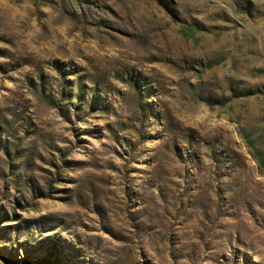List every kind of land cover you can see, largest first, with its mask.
Masks as SVG:
<instances>
[{
  "label": "rangeland",
  "instance_id": "rangeland-1",
  "mask_svg": "<svg viewBox=\"0 0 264 264\" xmlns=\"http://www.w3.org/2000/svg\"><path fill=\"white\" fill-rule=\"evenodd\" d=\"M0 253L264 264V0H0Z\"/></svg>",
  "mask_w": 264,
  "mask_h": 264
},
{
  "label": "trees",
  "instance_id": "trees-1",
  "mask_svg": "<svg viewBox=\"0 0 264 264\" xmlns=\"http://www.w3.org/2000/svg\"><path fill=\"white\" fill-rule=\"evenodd\" d=\"M257 159L260 161V163L262 164V160L260 159V152L258 153ZM0 257L4 260L5 264H20L19 262L15 261L14 259L0 253ZM32 264H53L51 263V261L49 259H41V260H37L35 262H32Z\"/></svg>",
  "mask_w": 264,
  "mask_h": 264
}]
</instances>
